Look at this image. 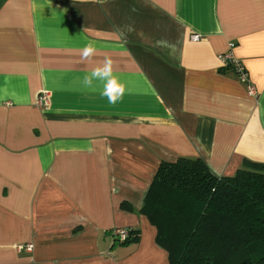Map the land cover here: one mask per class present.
Segmentation results:
<instances>
[{"label": "crops", "instance_id": "0c3cea01", "mask_svg": "<svg viewBox=\"0 0 264 264\" xmlns=\"http://www.w3.org/2000/svg\"><path fill=\"white\" fill-rule=\"evenodd\" d=\"M227 52L255 97L219 71ZM105 57L116 104L80 83ZM180 157L217 176L264 163V0H0V264H169L139 210ZM114 228L139 241L109 245Z\"/></svg>", "mask_w": 264, "mask_h": 264}, {"label": "trees", "instance_id": "16d2710c", "mask_svg": "<svg viewBox=\"0 0 264 264\" xmlns=\"http://www.w3.org/2000/svg\"><path fill=\"white\" fill-rule=\"evenodd\" d=\"M139 213L169 264H264V163L244 160L234 175L217 176L199 157L161 161ZM127 229L120 244L138 242L139 230Z\"/></svg>", "mask_w": 264, "mask_h": 264}, {"label": "clouds", "instance_id": "9594fccd", "mask_svg": "<svg viewBox=\"0 0 264 264\" xmlns=\"http://www.w3.org/2000/svg\"><path fill=\"white\" fill-rule=\"evenodd\" d=\"M135 31L133 25H125L119 29L120 35L125 37L127 33ZM156 46L160 48H173L167 40L161 39L156 41ZM97 53V48L93 42H87L80 49V62L85 63L91 60ZM83 88L93 92H99L101 97L107 98L109 104H116L122 100L127 88L122 83L117 75L114 74V62L111 58L105 57L101 63H98L89 74H86L81 79Z\"/></svg>", "mask_w": 264, "mask_h": 264}, {"label": "built area", "instance_id": "2783aa9c", "mask_svg": "<svg viewBox=\"0 0 264 264\" xmlns=\"http://www.w3.org/2000/svg\"><path fill=\"white\" fill-rule=\"evenodd\" d=\"M232 47H234V44H229V49H231ZM219 59L223 65V67H227L230 66L232 68V71L235 73L237 79L242 82L243 84H245L247 93L252 96L255 97L256 96V89L255 87L249 82L248 79V73L245 69V67L240 63V61H238L237 59H235L230 52H227L225 54H221L219 55ZM36 104L41 107V108H45L48 106V98L46 93H42L38 98H37V102ZM129 229L127 228H114L111 230V234H113V236H116L118 238L117 241L121 242L123 240L126 239V237L129 235ZM20 250H25L27 252H30L33 249V244L31 243H27L25 245H20L18 247Z\"/></svg>", "mask_w": 264, "mask_h": 264}, {"label": "rangeland", "instance_id": "374dc122", "mask_svg": "<svg viewBox=\"0 0 264 264\" xmlns=\"http://www.w3.org/2000/svg\"><path fill=\"white\" fill-rule=\"evenodd\" d=\"M105 237H106V242L109 243V245H110V243H113L114 245L120 247V249H125L127 246H129V245L131 246V244H132V243L131 244H128V245H122V244H120V242L117 241L118 238L116 236H113V234H111V233L109 235H106ZM146 239L148 241H150L149 234L146 235ZM122 252H124V251H122Z\"/></svg>", "mask_w": 264, "mask_h": 264}]
</instances>
